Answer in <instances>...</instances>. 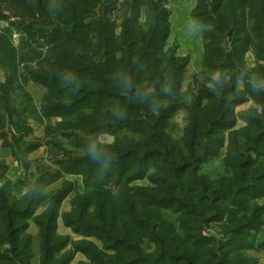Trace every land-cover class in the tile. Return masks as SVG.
Returning <instances> with one entry per match:
<instances>
[{"label": "trees", "instance_id": "16d2710c", "mask_svg": "<svg viewBox=\"0 0 264 264\" xmlns=\"http://www.w3.org/2000/svg\"><path fill=\"white\" fill-rule=\"evenodd\" d=\"M118 1L0 0V147H10L22 162L24 153L40 146L19 144L30 132L28 119L42 123L56 117L75 151L55 161L57 168L38 170L19 199L11 196L13 185L0 174V264H29L30 218L38 229V264H67L57 254L69 238L55 230L60 204L73 183L64 180L48 189L64 174H80L85 188L60 215L64 226L101 244L80 241L74 246L88 264H253L243 251L251 247L250 231L261 225L262 206L255 200L264 197V168L249 169L250 152L256 153L264 138V94L260 100L254 96L243 75L248 50L257 63L264 61V0H237L241 12L236 0H197L191 18L211 27L202 33L204 78L195 81L189 103L181 91L188 59L166 46L163 0H123L127 14L116 33L105 15ZM99 6L104 16L93 20ZM13 33L19 35L16 45ZM21 64L29 67L18 73ZM216 73L219 81L212 79ZM27 81L44 90L38 104L21 88ZM16 90L23 97L19 105ZM245 92L261 107L263 119L252 136L244 134L250 147L229 134L233 183L222 186L204 178L199 168L217 154V148L211 149L214 135L234 125V106L246 101ZM179 109L185 110L187 124L175 141L168 129ZM104 133L115 136L111 144L96 140ZM93 144L96 158L89 152ZM3 169L0 164V173ZM143 178L151 186L129 185ZM169 207L181 215L178 228L161 214ZM225 214V239L207 237L206 217L221 221ZM143 240L153 245L151 252L142 249Z\"/></svg>", "mask_w": 264, "mask_h": 264}, {"label": "rangeland", "instance_id": "374dc122", "mask_svg": "<svg viewBox=\"0 0 264 264\" xmlns=\"http://www.w3.org/2000/svg\"><path fill=\"white\" fill-rule=\"evenodd\" d=\"M119 6L115 10L109 12L105 15L109 22L114 25V30L117 33L119 31V24L123 20L125 14H127L126 7H124L123 0H119ZM197 0H163L164 7L167 11V20L169 24V33L166 39V46L175 51V53L181 57H186L188 59V64L185 70L184 78L181 82V91L184 95V102L189 103L192 100L193 95L196 91L193 89L195 81H202L204 75L202 74V63H203V44L204 40L202 34H193L188 30L189 20L191 18V12L195 7ZM123 3V4H122ZM236 10L241 12V7L237 4L236 0ZM94 19H99L104 16L101 6L96 8ZM247 12V11H245ZM140 22H144L145 14L141 11ZM3 22L0 21V27ZM11 39L16 45L19 35L13 33ZM223 47L229 50L228 44L224 43ZM20 51V50H19ZM25 52V50H21ZM260 64V67H259ZM244 66H245V78L250 80V77L256 75L264 79V61L256 62L252 50H248L244 54ZM24 67H29V65L21 64L18 73ZM4 78V72L0 68V81ZM237 86L239 89L244 90V84L242 80L237 81ZM23 91L32 99V101L38 104L43 96V89L32 83L25 82L21 85ZM249 90H252L251 88ZM260 93L264 94V90L260 92H255L258 99L260 98ZM245 92L243 98L246 97V101L234 106L233 116L234 125L230 129H219L214 135L216 138V143L213 144L211 149L217 148V154L213 156L208 162L201 164L199 168V174H201L207 180H217L218 183H222V186L232 185L233 183V170L231 166L227 163L229 161L227 156V146L229 140V134L233 133L232 139L237 140L244 148L251 146L250 142H245L244 134L250 136L253 135L254 127L257 126V122L263 117L261 116V107L256 105L251 99L250 95ZM15 104L19 105V101L23 99L21 91H15ZM260 100V99H259ZM255 108V112L252 108ZM187 115L184 109L177 110L171 117L172 122L171 127L168 129V133L175 141H179L184 133V128L187 124ZM57 122L59 119L56 117L46 118L42 123H37L32 119H28V125L30 126V132L19 140V144L24 145V143H40V146L30 152L24 153L22 162H17L12 154L10 153V147L2 148L0 152V164L4 165L5 169L1 170V176L3 179L10 181L12 183L11 196L19 199L27 191L28 183L32 182L37 176L38 170H53L57 168L55 161L61 160L63 154L75 153L72 144L69 139L62 135L63 126H58ZM264 125V123H263ZM59 133V134H57ZM18 135H16L17 137ZM10 138V135L8 136ZM74 138H71L73 140ZM115 139V136L111 133H104L97 136L96 140L100 144H111ZM252 139V138H250ZM2 141L0 140V143ZM220 144V146H218ZM259 149L255 152H250L252 158V165L250 166V171L259 170L261 167L264 168V138L259 141ZM77 152V151H76ZM247 153H245L246 155ZM72 156H75L72 154ZM230 163L233 161H229ZM239 162V161H238ZM238 163H236L237 165ZM64 180L71 181L73 183V190L67 195V197L61 202L59 208V217L56 220V234L60 236H66L69 238L67 245L57 254L62 260L67 261V264H88V260L85 255L77 250L74 246L80 242H92L93 244L101 247L98 240L93 237H83L79 234L73 233L69 227L64 226L61 214L70 210V200L76 194H83L85 191L82 176L80 174H64L57 181L53 182L48 186V189H56L60 186L61 182ZM2 179H0V183ZM129 185H140V186H151L147 178L141 180H136ZM107 188H110L107 186ZM111 189V188H110ZM108 189V190H110ZM255 203L258 206H262L261 209V225H259L256 231H250L247 237V243L250 244V248L243 251L248 258L253 260V264H264V197L257 198ZM176 207H169L161 209V214L171 223H173L177 228L179 227L178 219L180 218V213L175 209ZM43 207H40L36 214L41 213ZM229 211V208H227ZM240 219V213L236 215ZM207 220L204 222L203 228L206 230L204 234L212 239L224 240L225 230L228 228L229 214H225L221 221H214L213 217H206ZM34 219L30 218L28 220L27 233L30 236V250L31 258L29 264H38L39 261V246H37L36 235H38V229L34 224ZM234 221L230 222L233 225ZM248 234V233H247ZM142 249L145 252H151L153 250V245L147 241L143 240L141 243ZM62 255V256H61ZM251 264V263H250Z\"/></svg>", "mask_w": 264, "mask_h": 264}, {"label": "clouds", "instance_id": "9594fccd", "mask_svg": "<svg viewBox=\"0 0 264 264\" xmlns=\"http://www.w3.org/2000/svg\"><path fill=\"white\" fill-rule=\"evenodd\" d=\"M211 26L209 25H202L197 19L195 18H190L189 20V28L188 30L192 32L193 34L200 33L202 34L205 30H209ZM66 80H69V77H65ZM212 79L214 81H219L220 80V74L216 73L213 75ZM130 84V81H128ZM249 83L251 85V89L253 92H260L264 90V79L253 75L250 77ZM209 87H212L211 84H209ZM89 152L92 154L93 158H96L99 153L97 152L96 145L93 144L89 148Z\"/></svg>", "mask_w": 264, "mask_h": 264}, {"label": "crops", "instance_id": "0c3cea01", "mask_svg": "<svg viewBox=\"0 0 264 264\" xmlns=\"http://www.w3.org/2000/svg\"><path fill=\"white\" fill-rule=\"evenodd\" d=\"M5 147H7V146H1V147H0V152H1L2 148H5ZM10 151H11V150H10ZM2 152H3V150H2ZM2 152H1V153H2ZM10 153H11V152H10ZM35 237H36V240H35V241L37 242V246H39V238H38V235H36Z\"/></svg>", "mask_w": 264, "mask_h": 264}]
</instances>
